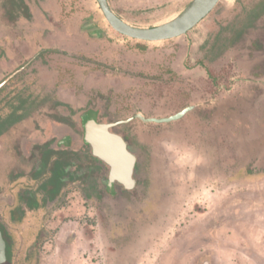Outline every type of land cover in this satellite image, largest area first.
<instances>
[{"label":"rangeland","instance_id":"1","mask_svg":"<svg viewBox=\"0 0 264 264\" xmlns=\"http://www.w3.org/2000/svg\"><path fill=\"white\" fill-rule=\"evenodd\" d=\"M107 1L148 29L193 0ZM24 2L26 16L0 0V120L29 112L0 136L5 264H264V0H221L186 35L153 43L113 30L96 0ZM189 106L175 122L143 120ZM92 114L136 156L132 189L84 143ZM70 134L73 174L50 201L51 161L35 173ZM26 193L46 203L15 220Z\"/></svg>","mask_w":264,"mask_h":264},{"label":"water","instance_id":"2","mask_svg":"<svg viewBox=\"0 0 264 264\" xmlns=\"http://www.w3.org/2000/svg\"><path fill=\"white\" fill-rule=\"evenodd\" d=\"M108 24L122 36L146 42L168 41L186 35L218 6L221 0H193L185 10L173 20L157 27L143 29L133 27L116 16L107 0H96ZM194 109L189 106L169 118L144 119L145 122L171 123L182 119ZM115 124L98 122L96 116L84 124V138L91 146L93 154L110 165L111 179L116 180L127 189L135 186L133 179L137 158L130 152L124 138L114 132ZM7 262L6 242L0 230V264Z\"/></svg>","mask_w":264,"mask_h":264},{"label":"trees","instance_id":"3","mask_svg":"<svg viewBox=\"0 0 264 264\" xmlns=\"http://www.w3.org/2000/svg\"><path fill=\"white\" fill-rule=\"evenodd\" d=\"M8 1L10 5L12 6L14 5L19 6L20 4L21 7L23 8V11L25 12V16L28 15V12H27L28 7L25 4L24 0H8ZM231 44H233V42ZM222 48H223L222 51L219 53L220 55L223 54V52L226 49V46L222 45ZM23 103H26V101H24ZM25 108L26 107L24 106H19L18 108H15L5 120H0V136L4 132H6L11 126H13L15 123L27 117L29 112H27ZM69 145L70 143L68 144V146ZM70 151L71 150H67V149L59 151V149L55 150V149L47 148V150L43 152L44 155L42 157V163H41L43 170L37 171L35 173V176H39L41 175V173H44L46 171V168H48V165L51 161V166L49 169L50 176L49 178H47V180L44 182V185L42 186L43 191L47 195V199L50 201L55 200L59 196L61 190L65 186V181H64L65 177L70 174H73L69 172L68 169L72 166V161H73V160H70V157L72 155L75 156L76 154L72 152L70 153ZM20 199H21L20 203H18V205L12 211V218L15 220H18L19 218L21 220L27 211L36 210L40 207H43V204L46 203L45 200L41 204L38 203L34 195H32L31 193L24 194V196H21ZM0 230L6 242L7 260L11 261L13 258L12 248H13L14 242L13 240L10 239V235L2 227L1 224H0Z\"/></svg>","mask_w":264,"mask_h":264},{"label":"flooded vegetation","instance_id":"4","mask_svg":"<svg viewBox=\"0 0 264 264\" xmlns=\"http://www.w3.org/2000/svg\"><path fill=\"white\" fill-rule=\"evenodd\" d=\"M93 115L94 114H92L89 118H86L85 119V121L83 122L84 124L89 120V119H92L93 118ZM84 124H83V134H84ZM74 137H75V135L74 134H70V135H67V136H63L61 139H60V141H61V146H63V147H66V149H67V146H68V144L70 143H73L74 142ZM83 140H84V143L87 145V146H90L87 142H86V140H85V138H84V136H83ZM91 147V146H90ZM66 149H63L62 148V150H66ZM92 149V148H91ZM97 159H99L98 157H96ZM100 160V162H102V163H104L105 164V166L106 167H108L109 168V173H110V175H109V178L111 177V167H110V165H108L107 163H105L104 161H102L101 159H99ZM73 164V163H72ZM68 171H69V169H68ZM110 182H115V183H117V181L116 180H112L111 178H110ZM119 183V182H118Z\"/></svg>","mask_w":264,"mask_h":264},{"label":"crops","instance_id":"5","mask_svg":"<svg viewBox=\"0 0 264 264\" xmlns=\"http://www.w3.org/2000/svg\"><path fill=\"white\" fill-rule=\"evenodd\" d=\"M65 92L66 91H63V90H59L57 91V95L60 96L61 98L65 97ZM61 142H59L58 146L60 147L61 146ZM62 147V146H61ZM62 149L59 148V151H61ZM112 183V182H111ZM118 183V182H117ZM259 187H260V190L264 189V183H259ZM262 202H264V200H262Z\"/></svg>","mask_w":264,"mask_h":264}]
</instances>
